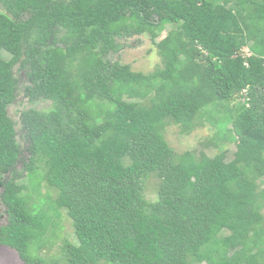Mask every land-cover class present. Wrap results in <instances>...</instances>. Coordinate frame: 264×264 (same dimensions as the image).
<instances>
[{"label":"trees","instance_id":"obj_1","mask_svg":"<svg viewBox=\"0 0 264 264\" xmlns=\"http://www.w3.org/2000/svg\"><path fill=\"white\" fill-rule=\"evenodd\" d=\"M145 35L153 72L110 59ZM63 211V264H264V0H0V246L43 264Z\"/></svg>","mask_w":264,"mask_h":264},{"label":"rangeland","instance_id":"obj_2","mask_svg":"<svg viewBox=\"0 0 264 264\" xmlns=\"http://www.w3.org/2000/svg\"><path fill=\"white\" fill-rule=\"evenodd\" d=\"M168 29H171V26H168ZM168 31V30H167ZM167 32H164L160 38H164ZM124 44L123 49L118 54H113L110 56V59L113 61H119L123 64H127L131 67V69L135 72H142V73H151L153 72L158 66L161 64V58L158 55L156 47L152 44L149 36H140L130 39L128 41H121ZM247 52V50H245ZM1 57L7 62L11 60L10 54L6 51L1 53ZM19 66L15 68L16 76L20 80V86H24L26 84V77L24 76V72L21 71L17 73ZM31 105L28 103L26 99L23 97V93L21 92L18 95L17 100L15 103L9 107V114L10 116L16 121L19 122V116L21 111L29 108ZM48 106V103H39L36 104L34 107L38 109H43ZM19 130V126H17ZM219 128L213 127L210 124H206L205 127L197 128L193 130L190 134H184L181 132L179 126H171L166 131V141L168 142L169 147L176 153V154H183L186 151H194L199 152L204 150L208 157L213 158L220 153V149L218 148H210L206 147V143H208L209 139L213 136L214 132H217ZM226 152L224 161H231L235 158L236 153V146L234 144H226L223 148ZM21 167V165H20ZM24 185L23 190L25 194L28 193L29 187L25 182L21 183ZM155 184L149 186L148 190V199L154 200L155 199ZM4 211V208H3ZM7 222L6 217L3 216L0 218V228L5 225ZM62 227L57 220L56 234L58 236H51L48 235L47 242L45 247L42 248L36 253V255L40 256L43 260V264H63L60 262L62 259V247L65 244L64 240L68 242L78 245L77 240L74 236V231L72 227L71 220L67 217L66 212L63 211L62 216ZM50 234V232H49ZM52 237V238H51ZM0 264H24L16 251L8 248L0 246Z\"/></svg>","mask_w":264,"mask_h":264}]
</instances>
